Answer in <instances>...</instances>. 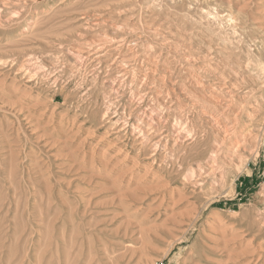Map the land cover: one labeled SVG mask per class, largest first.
Wrapping results in <instances>:
<instances>
[{"label":"rangeland","instance_id":"374dc122","mask_svg":"<svg viewBox=\"0 0 264 264\" xmlns=\"http://www.w3.org/2000/svg\"><path fill=\"white\" fill-rule=\"evenodd\" d=\"M159 263L264 264V0H0V264Z\"/></svg>","mask_w":264,"mask_h":264},{"label":"bare ground","instance_id":"6f19581e","mask_svg":"<svg viewBox=\"0 0 264 264\" xmlns=\"http://www.w3.org/2000/svg\"><path fill=\"white\" fill-rule=\"evenodd\" d=\"M243 67H244V66H243ZM230 92H231V91H230ZM232 94H233V93H232ZM230 95H231V94H230ZM244 96H245V95H244ZM236 97H237V96H236ZM226 101H227V100H226ZM152 111H153V110H152ZM234 111H235V110H234ZM242 111H243V110H242ZM234 114H235V113H234ZM238 114H239V113H238ZM235 116H236V115H235ZM237 116H238V115H237ZM228 117H229V116H228ZM228 117H227V118H228ZM246 117H247V116H246ZM225 118H226V117H225ZM230 118H231V117H230ZM235 118H236V117H235ZM220 119H221V118H220ZM236 119H237V118H236ZM236 119H235V120H236ZM147 120H148V119H147ZM175 120H176V119H175ZM233 120H234V119H233ZM245 120H246V119H245ZM223 121H224V120H223ZM230 121H231V120H230ZM210 122H211V121H210ZM231 122H232V121H231ZM249 122H250V121H249ZM234 123H237V122H234ZM146 124H147V123H146ZM151 124H152V123H151ZM183 124H184V123H183ZM222 124H223V123H222ZM225 124H226V123H225ZM227 124H228V123H227ZM232 125H233V124H232ZM236 125H237V124H236ZM226 126H227V125H226ZM228 126H229V125H228ZM230 127H231V126H230ZM232 127H234V126H232ZM246 127H247V126H246ZM174 128H175V126H174ZM227 128H228V127H227ZM227 128H226V129H227ZM236 128H237V127H236ZM220 130H221V128H220ZM235 130H236V129H235ZM237 130H238V129H237ZM173 131H174V130H173ZM221 131H222V130H221ZM230 131H232V130H230ZM230 131H229V132H230ZM222 132H223V131H222ZM233 132H234V131H233ZM224 133H225V132H224ZM230 133H231V132H230ZM241 133H242V132H241ZM241 133H240V134H241ZM243 133H244V132H243ZM141 134H142V133H141ZM177 134H178V133H177ZM227 135H228V134H227ZM227 135H226V136H227ZM233 135H234V133H233ZM233 135H232V136H233ZM241 135H243V134H241ZM141 136H142V135H141ZM179 136H180V133H179ZM181 136H182V135H181ZM175 137H176V135H175ZM191 137H192V136H191ZM222 137H223V136H222ZM224 137H225V136H224ZM229 137H230V136H229ZM183 138H184V137H183ZM183 138H182V139H183ZM144 139H145V138H144ZM226 139H227V138H226ZM229 139H230V138H229ZM245 139H246V138H245ZM177 140H178V139H177ZM223 140H224V139H223ZM227 140H228V139H227ZM175 141H176V140H175ZM229 141H230V140H229ZM145 142H146V141H145ZM178 142H179V141H178ZM176 143H177V142H176ZM176 143H174V145H175ZM223 143H224V142H223ZM223 143H221V145L224 146ZM243 143H244V142H243ZM234 144H236V143H234ZM240 144H241V143H240ZM172 145H173V144H172ZM221 145H220V147H221ZM229 145H230V144H229ZM243 145H244V144H243ZM212 146H213V145H212ZM233 146H234V145H233ZM173 147H174V146H173ZM226 147H227V146H226ZM211 148H212V147H211ZM236 148H237V147H236ZM216 149H217V148H216ZM232 150H233V149H232ZM235 150H236V149H235ZM213 151H214V149H213ZM217 151H218V150H217ZM222 151H223V150H222ZM224 151H225V150H224ZM233 152H235V151H233ZM214 153H216V152H214ZM220 153H221V152H219V154H220ZM231 153H232V152H231ZM237 153H238V152H237ZM234 154H235V153H234ZM234 154H233V155H234ZM211 155H212V156H211ZM214 155H215V154H214ZM214 155H213V154H210V157L213 159L214 157H216V156H214ZM216 155H217V153H216ZM220 155H221V154H220ZM220 155H219V156H220ZM217 156H218V155H217ZM217 159H218V157H217ZM215 160H216V158H215ZM209 161H210V160H209ZM211 161H212V160H211ZM197 162H198V161H197ZM213 162H214V161H212L211 163L213 164ZM215 163H216V161H215ZM200 164H201V163H200ZM209 164H210V163H209ZM212 164H211V165H212ZM216 164H217V163H216ZM216 164H215V165H216ZM198 166H199V164H198ZM212 166H213V165H212ZM202 167H203V166H202ZM202 167L199 166L198 168H197V167H196V168H197L198 170H201ZM216 167H217V166H216ZM205 168H206V167H205ZM197 169H196V170H197ZM202 169H203V168H202ZM204 171H205V170H204ZM206 171H207V170H206ZM210 171H211V170H210ZM214 171H215V170H214ZM217 171H218V170H217ZM219 172H220V171H219ZM215 173H216V172H215ZM209 174H210V172H209ZM206 175H207V174H206ZM213 175H214V174H213ZM196 176H197V175H196ZM199 177H200V175H199ZM200 184H201V183H200Z\"/></svg>","mask_w":264,"mask_h":264},{"label":"built area","instance_id":"2783aa9c","mask_svg":"<svg viewBox=\"0 0 264 264\" xmlns=\"http://www.w3.org/2000/svg\"><path fill=\"white\" fill-rule=\"evenodd\" d=\"M159 264H162V263H159Z\"/></svg>","mask_w":264,"mask_h":264}]
</instances>
